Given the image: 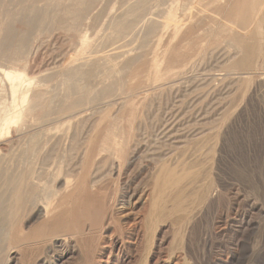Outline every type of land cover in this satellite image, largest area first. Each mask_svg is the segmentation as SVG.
Segmentation results:
<instances>
[{"label":"rangeland","instance_id":"rangeland-1","mask_svg":"<svg viewBox=\"0 0 264 264\" xmlns=\"http://www.w3.org/2000/svg\"><path fill=\"white\" fill-rule=\"evenodd\" d=\"M133 1H0V36L2 26L11 20L16 25L24 11L47 15L33 27L30 50L16 54L13 67L30 88L51 96L54 106L63 101L67 69L93 59L82 67L89 90L81 116L61 115L24 132L13 126L0 138V264H264V57H256L249 70L232 69L237 58L228 38L211 42L207 33L192 75L150 89V59L164 40L174 42L172 23L193 7L181 0ZM120 20L131 28H119ZM259 46L264 49V38ZM215 49H224L226 58H217ZM143 59L148 63L138 78L123 77ZM110 81L119 84L111 94L121 92L120 98L96 97L94 103L112 104L89 109L90 99ZM99 120H110L107 127L116 137H133L126 156L104 154L84 176V182L96 176L94 184L100 179L107 192H115L108 222L96 207L82 211L83 192L73 181L81 142ZM171 120H178V130L166 137ZM53 127L60 131L50 137ZM149 148L168 173L153 168ZM157 183L159 198L152 194ZM127 186L134 187L129 200L123 197ZM51 197L58 210L76 207L57 226L47 224L51 214L44 211Z\"/></svg>","mask_w":264,"mask_h":264},{"label":"bare ground","instance_id":"bare-ground-1","mask_svg":"<svg viewBox=\"0 0 264 264\" xmlns=\"http://www.w3.org/2000/svg\"><path fill=\"white\" fill-rule=\"evenodd\" d=\"M181 1H183L184 4L187 3L191 5V7H193V12L190 14H185L184 18L182 17L177 20L175 19V22L172 23V33L174 32V36L176 37L173 38L174 42H171L168 39L164 40L161 52H155L154 57L150 59V63H152V69L150 71L151 73L147 79L148 82L146 85L151 87L150 89H156V87H160L161 85H164V83H174V81L192 75L202 57H200V54H202L203 46L200 44V42L205 40L203 36L207 33H209L212 37L209 40L211 42H214L215 39L220 40L221 38H228L230 46L233 50L232 56L237 58L235 62L233 61L234 64L232 65V69L234 68L240 71L246 69L249 70L251 67H253L256 57L259 55L264 57V49L260 48L259 46L260 41L264 38V0ZM135 4L138 5V3ZM167 15L168 17L170 16L175 18V15L171 11H169ZM46 17L47 15L39 10L34 11L33 13H31V11H24L18 16V22L16 25V22L14 23L11 20L2 26V35L0 36V62L6 61L12 65L7 66V68H3V66L0 65V74H2L5 82L7 83L3 85L2 79L0 78V87H2L0 88V91L3 93V97L1 98L2 100L0 99V138L4 133H9L11 127L13 126L16 128L14 130L16 133L28 130H37L45 125L52 124L57 119H59L61 115L78 116L80 112L82 113L81 108L85 102L84 100L86 93L89 90L88 83L81 81L84 79L86 74V71L82 69V67L86 64H93L92 58L82 59L77 65H74L73 67L70 66L67 69L66 75L68 79L65 83L63 101L60 107L53 105L52 97L46 95L45 91L37 89L36 87L30 88V86H28L26 83L29 82V79L26 77V75L16 67H13V60H16L17 58L16 54L24 52L25 48L28 51L29 46L27 44L29 43L31 32H33V27L37 26ZM126 21L127 20H120L117 26L119 28L125 29L131 28L132 24H128L129 21ZM19 24L22 25V27ZM156 24L157 23L153 22L147 28V31H150ZM200 30H204L202 31L203 34L200 33ZM159 42L160 40L158 41V44H160ZM223 50L224 49H215V56L217 58L222 57L224 60V58H226V54ZM147 60L148 59H143L141 64L135 68H131L128 73H124L123 77L138 78L141 68H143L146 63H148ZM221 70L226 71L229 70V68H223ZM37 85L38 84H36V86ZM117 85L119 84L110 81V83L107 85L100 87L97 90L95 97L90 99L91 102H89V109H93V107H95L97 104H112L110 101H101V103L96 102V104L94 103L97 101L96 97L102 98L111 96L113 98H120L121 92L111 94L112 90L117 92L116 89H119ZM132 88V86H129V89ZM123 93L125 94L126 92ZM109 100H111V98ZM81 113L79 116H81ZM133 113L134 112H132V116ZM177 122L178 120H171L165 124L166 134L164 136L170 137L176 133L175 130L177 129ZM109 123L110 120H99L95 123L96 128L91 130V133L86 134V136L88 135V141L81 142L80 147L82 157H80L81 163L78 176L73 179L75 183L81 186V191L83 192L84 206L82 207V211L89 213V210L92 207H96L100 211L101 219L104 222L112 220L111 206L116 202L115 192H107L106 187L102 185L100 179H97L99 184H94L93 182H95L96 176L92 177L90 182H84V176H89L87 171L91 161L101 159L102 156L104 157V154L107 156L112 155L113 157L126 156L123 151L125 150L126 145H129L131 139L133 138L130 132L123 135L122 138L116 137L114 134L115 131H109V127H107ZM53 129L55 128L53 127L50 129V133H54L50 137H54L55 133H57L56 131H60H52ZM10 139L11 138L9 137V140L7 139L3 145H8V143L11 142ZM146 150V152H149L148 154L152 155L150 157V159H152L151 163L153 164V168L157 170L158 174H162L163 176L164 171L165 173H168L166 170H164L166 166L164 165L162 158L156 154H153V149L149 148ZM123 165L124 164H121L119 166L120 172L123 168ZM83 166H85L84 169L86 171L84 174L82 171ZM170 174H172V172H170ZM91 183H93L91 186L92 188L88 187V184ZM155 187L156 188L153 189L152 194L154 197L159 198V184L157 183ZM69 193H72V191ZM133 193L134 187L127 186V189H124L123 197H128L127 199L129 200ZM67 195L64 197L66 198ZM154 197H152L153 200ZM58 207L59 204L54 202L53 198L48 199L44 211L51 214V217L47 223L50 226H57V224L59 225L64 221H67V219L72 217L68 214H73L76 208L74 204L70 209L65 208L60 210L59 208L58 210ZM153 207L158 209L160 204H154ZM134 225L135 224H131L129 226V230H132V228L134 229Z\"/></svg>","mask_w":264,"mask_h":264}]
</instances>
